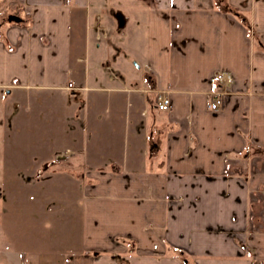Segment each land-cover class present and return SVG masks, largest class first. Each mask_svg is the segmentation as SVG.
Segmentation results:
<instances>
[{"label":"crops","instance_id":"1","mask_svg":"<svg viewBox=\"0 0 264 264\" xmlns=\"http://www.w3.org/2000/svg\"><path fill=\"white\" fill-rule=\"evenodd\" d=\"M111 4L141 27L140 40L125 39L138 46L132 55L148 85L128 88L115 76L96 84L97 73L81 66L78 31L92 5L100 13ZM218 71L234 85L211 110ZM39 92L65 93V101L32 113ZM161 94L167 111L156 109ZM47 110L56 142L65 116L75 142L52 158L42 135ZM42 142L44 152L20 149ZM47 163L61 189L69 178L80 190L77 217L61 210L54 220L67 223L61 232L74 225V245L14 249L10 229L1 235V216L15 214L3 213L7 173ZM0 261L264 264V0H0Z\"/></svg>","mask_w":264,"mask_h":264},{"label":"rangeland","instance_id":"2","mask_svg":"<svg viewBox=\"0 0 264 264\" xmlns=\"http://www.w3.org/2000/svg\"><path fill=\"white\" fill-rule=\"evenodd\" d=\"M98 9H101L98 5H92L90 14L92 23L88 20L87 27L85 25L84 28L79 31L77 30L80 37L78 54L83 60L81 66L87 67L89 75H91V73H97L96 84H107L109 77L115 76L116 80L121 81L128 88L141 86V81H143L145 85H148L149 79L147 74H144L145 72L141 67L142 63L132 55L133 50L136 48L137 51L139 50L138 46L126 44V36H134L135 39L137 38L140 40L135 34L137 29L141 27L138 23H135L136 20H134V16H130V14L126 13L125 10L117 4H111L109 9H105L103 12H101V10L100 13ZM95 10H97V14L100 16V21L98 22L95 21L96 14H92ZM104 17L108 18V20L105 21ZM5 18L6 17L2 18L1 21L5 20ZM77 31L75 30V33L73 32V48H76L79 42ZM137 64H139L140 69L137 68ZM116 84L117 81L111 85L114 86ZM74 92L77 97L83 96L82 91ZM62 94L65 93L39 92L38 94H34L33 99L37 100V103H33V100H30V102H32V113L38 111L35 110L38 104L43 106L42 111L45 113L44 107L46 105L63 102L64 99ZM99 94L103 96L106 95L107 97L108 92H101ZM68 95L72 94L68 93ZM112 95H115V93H112ZM149 103L152 104V101H149ZM50 114L51 111L47 110L49 122L43 130L42 135L47 132V156L52 158L57 148L60 149L63 147L64 149H71L75 146V142L70 139L69 130L71 129V125H67L69 120L66 116L63 122V139L60 137L56 142V136H58V134L56 131H53L55 130V124L51 121ZM39 135H41V133L35 132L30 138L36 139V137L39 138ZM50 138H52V140H49ZM35 146L37 147L36 150H41L42 148V152L45 151L44 142L34 143L32 146L30 145V147L26 144L24 149H20L23 153H27L33 150ZM27 156L28 154H23L22 159ZM51 165L52 163H47L46 170L44 169L45 166H40L37 170L31 168L26 172L20 171L13 176V173H7V187L5 188L3 196L5 198L3 213H6L5 210H7L10 213L15 212V214H10L6 217L4 215L1 216V221L5 223L4 230L6 232V235L3 233H1V235H3V237L7 236L10 229L9 239L12 244L9 241L8 243L13 246L14 249L27 251L36 245H40L44 247L49 246L52 249L57 248L58 251L61 252V249L65 251L74 245L73 241H75V236L77 234L74 230V225H72V229L66 228L64 232H61L60 224L62 222H55L54 220L56 215L60 214L61 210H63L65 214L71 213L72 211L74 217H77L76 211L78 209L77 202L80 198V190L77 184L71 182L69 178L67 180L68 184L64 183V188L61 189L62 187L55 183L56 181H60L59 171L51 169ZM68 175L69 173L64 174L62 180L66 181V176ZM9 181L11 184L13 182V185L10 186V184H8ZM6 224H8V227H6ZM62 224L63 226L67 225L66 222ZM67 233H70V235L67 236ZM40 237L44 238L42 239ZM1 241L3 242V239H1ZM16 258H18V256H16ZM0 264L3 263L0 261ZM11 264L14 263L11 262Z\"/></svg>","mask_w":264,"mask_h":264},{"label":"built area","instance_id":"3","mask_svg":"<svg viewBox=\"0 0 264 264\" xmlns=\"http://www.w3.org/2000/svg\"><path fill=\"white\" fill-rule=\"evenodd\" d=\"M213 79L217 83L218 87L215 91L211 92L213 98L209 102L208 108L211 110H217L222 105L223 97L231 92L234 81L229 73L223 71L216 72L213 75ZM155 105L157 110L167 111L170 107V100L167 95L161 94L157 96Z\"/></svg>","mask_w":264,"mask_h":264},{"label":"water","instance_id":"4","mask_svg":"<svg viewBox=\"0 0 264 264\" xmlns=\"http://www.w3.org/2000/svg\"><path fill=\"white\" fill-rule=\"evenodd\" d=\"M8 20H9V21H14V22H19V18H17V17L14 16V15H10V16L8 17Z\"/></svg>","mask_w":264,"mask_h":264},{"label":"trees","instance_id":"5","mask_svg":"<svg viewBox=\"0 0 264 264\" xmlns=\"http://www.w3.org/2000/svg\"><path fill=\"white\" fill-rule=\"evenodd\" d=\"M14 16H16L17 18H19L17 15H14ZM19 21H20V18H19Z\"/></svg>","mask_w":264,"mask_h":264}]
</instances>
